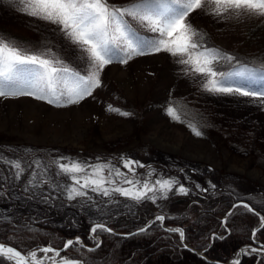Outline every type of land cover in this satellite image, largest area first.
<instances>
[{
	"label": "rangeland",
	"instance_id": "rangeland-1",
	"mask_svg": "<svg viewBox=\"0 0 264 264\" xmlns=\"http://www.w3.org/2000/svg\"><path fill=\"white\" fill-rule=\"evenodd\" d=\"M126 1L109 0V3L121 5ZM18 7L14 0H0V19L25 27L71 67L80 66L82 62L84 69L87 68V64L80 59V51L56 25L31 17ZM246 17H217L199 9L189 15L188 21L193 26L199 23L210 28L218 43L230 47L242 40V20ZM179 59L181 57L160 52L134 57L127 64L113 61L100 73L101 86L77 104L57 106L26 95L0 97V155L5 160L19 161L24 169L20 178L15 179L11 176L15 170L0 161V176L9 177L0 180V221L24 215L60 225L79 224L85 218L93 221L92 226L122 210H134L137 201L120 193L103 196L85 189L88 195L82 201H71L66 193L62 194V189L54 188L57 183H72L63 175L57 176L58 168L54 170L51 167L54 160L64 162L61 156L64 153L59 148L109 152L113 159L97 164H111L114 170L119 169L128 179L148 180L150 183L156 179L175 180L176 183L166 194L157 191L155 200L142 199L156 203L165 201L168 210L175 207L173 203L178 201L169 197L173 192L181 196L195 193V175L187 170L196 171L199 165L233 172L264 185V168L255 160L257 154L264 158V104L260 103L264 98L207 92L201 87L205 79L202 74L190 71V65L177 63ZM186 69H189L187 74ZM175 95H186L208 114L211 128L206 135L196 136L167 114L168 106L164 104ZM129 103L144 104L140 117L128 109ZM109 105L131 115L110 111ZM140 143L158 149L163 159L171 157L174 162L183 161L182 165L186 164L187 170L180 175L179 166L175 165H167L164 171H158L154 166L141 169L146 164L142 159L123 154L135 151ZM123 160L137 162L132 165L133 171L124 167ZM34 173V183L44 180L48 183H37L35 187L29 185ZM104 173H107L106 170ZM114 179L117 184L109 187H130L121 184V178ZM180 186L188 190L186 194L178 191ZM3 187L7 190L4 191ZM261 209L264 211V202ZM262 211L258 209L257 212L263 215ZM193 248L205 252L207 247ZM43 255L38 253V257ZM62 255L68 256L65 253Z\"/></svg>",
	"mask_w": 264,
	"mask_h": 264
},
{
	"label": "snow or ice",
	"instance_id": "snow-or-ice-1",
	"mask_svg": "<svg viewBox=\"0 0 264 264\" xmlns=\"http://www.w3.org/2000/svg\"><path fill=\"white\" fill-rule=\"evenodd\" d=\"M14 3L25 14L56 25L80 51V59L87 64V68L81 74L46 45L27 47L0 35V97L26 95L57 106L77 104L101 86L100 73L106 65L113 61L127 64L137 56L167 52L173 57H181L177 63L190 65V71L202 74L205 79L201 87L207 92L264 98V72L257 76L254 70H248L246 66L232 72L218 71L217 65L221 61L230 63L236 58L221 49L205 47L201 42L206 33L188 21L189 15L199 9L217 17H264V0H128L121 5L109 3V0H14ZM145 30L152 35L142 34ZM188 71L185 70L186 74ZM260 103L264 104V99ZM108 109L124 116L131 115L112 105ZM166 111L171 118L181 121L176 107L169 105ZM188 127L196 136L203 135L195 124L188 123ZM0 161L15 170L11 172L12 177L20 178L24 169L19 161L5 160L2 155ZM134 163L137 162L123 160L124 167L129 171H133ZM53 164L58 168L57 176L63 175L72 182L66 185L57 183L53 187L62 189V194L66 193L70 200L86 197L88 193L85 189L103 196L116 192L136 201L155 200L157 191L166 194L176 183L170 179H156L154 183L128 179L119 169L113 170L111 164L85 165L77 161L60 163L58 160H54ZM106 167L107 176L104 174ZM81 173L83 175H79ZM35 177L34 173L29 185L35 187L37 183H48L47 180L34 183ZM114 177L121 178L120 183L130 187H109L117 184ZM7 179L9 177L0 176V180ZM178 191L186 194L188 190L180 186ZM149 193L152 195L149 196ZM243 207L254 212L261 222L260 228L252 233L255 238L256 231L264 229V216L248 204H243ZM157 219L162 221L164 217L158 216ZM98 229L111 231L105 224H96L91 231L95 233ZM169 231L178 232L183 238L182 229ZM74 245H81L79 237L75 241H66L63 249L47 246L25 254L0 243V264H45L46 260L51 264H81L77 259L60 255L62 250ZM248 251L241 249L238 256ZM251 251L264 252V244ZM38 253L44 255L38 257ZM49 253L52 255L48 256ZM233 264H240L239 259Z\"/></svg>",
	"mask_w": 264,
	"mask_h": 264
},
{
	"label": "trees",
	"instance_id": "trees-1",
	"mask_svg": "<svg viewBox=\"0 0 264 264\" xmlns=\"http://www.w3.org/2000/svg\"><path fill=\"white\" fill-rule=\"evenodd\" d=\"M127 2L128 0L124 3ZM194 27L206 33L201 42L205 47L221 49L236 58L230 63L221 61L217 65L218 71L232 72L246 66L248 70H254L257 76L264 72V17L244 18L242 20L243 38L230 47L218 43L210 28L199 23L194 24ZM142 34L151 35L146 31ZM0 35L9 37L27 47L45 46L42 39L28 32L25 27L16 26L2 19H0ZM74 69H79L81 74H84L85 69L82 62ZM164 105L176 107L183 122L176 121L189 130L191 129L188 123L195 124L203 135H206L208 129L211 128L208 114L186 95L172 96ZM143 107V103H129L128 109L140 117ZM136 148L135 151H126L123 154H128L134 159H142L146 164L143 162L141 169L154 166L158 171H164L167 165H175L179 166L180 175L187 170L186 164L182 165L183 161L174 162L175 159L171 157L163 159L160 151L150 145L140 143ZM59 150L65 154L61 155L64 157L63 163L77 161L85 165H96L99 161L108 162V159H113L111 154L105 151L84 152L61 148ZM255 160L259 166L264 168L262 156L257 154ZM178 163L181 165H177ZM197 165L199 164L195 166ZM199 166L196 171L187 170L195 175L193 176L197 182L194 187L195 193L181 196L173 192L169 197L173 201H178L173 203L176 206L172 209L168 210L165 207V201L156 203L150 200H140L137 201L134 210H122L101 222L116 230L130 232L157 212H163L166 224L183 227L185 241L190 246L207 247L205 253L211 259L224 261L230 259L241 245L253 243L252 229L260 220L254 212L245 209L243 204L236 205L228 213L227 211L238 199L248 202L255 212L258 209L262 211L264 185L233 172L207 165ZM51 167L54 170L57 169L53 161ZM105 170L107 173L104 174L107 176L108 169ZM2 189L7 190L4 187ZM83 198L76 197L71 201H82ZM262 213L264 215V211ZM91 222L93 221L83 218L79 224L55 225L41 218L34 216L27 218L23 215L10 221H0V241L10 243L21 251L38 249L45 244L59 248L69 236L80 233L83 238V242L80 241L82 246H70L65 250V254L82 258L85 264H217L198 256L185 247L179 233L165 229L159 220L150 224L145 231L129 235L99 229L95 233H90ZM256 237L264 241V229L256 231ZM99 238H101L100 242ZM240 264H264V255L258 257L256 252L244 254Z\"/></svg>",
	"mask_w": 264,
	"mask_h": 264
},
{
	"label": "water",
	"instance_id": "water-1",
	"mask_svg": "<svg viewBox=\"0 0 264 264\" xmlns=\"http://www.w3.org/2000/svg\"><path fill=\"white\" fill-rule=\"evenodd\" d=\"M240 203L248 204V203L245 202V201H242V200H236V201L232 204L231 208L227 211V213H228V212H229V211H230L235 205L240 204ZM248 205H249V204H248ZM249 206H250V205H249ZM250 207H251V206H250ZM227 213H226V214H227ZM260 215L263 216L262 214H260ZM158 216H163V217H164V214H154L153 216H151L150 218H148V219L146 220V222H144L141 226H139L138 228H135L133 231H130V232H124V231L116 230V229H114V228H111L109 225H107V224L104 223V222H98V223H95V224H93V225L91 226V228H90V233H93V232L91 231V229H92L96 224H105L106 228H110V229H111L110 232H114V233L121 234V235H129V234H132V233H134V232H139L141 229H146L147 226H149L153 221L158 220V219H157ZM159 222H160L165 228H168V229H176V228H179V229H182V230H183V233H184V229H183V227H181V226H177V225H174V226H173V225H172V226H168V225L165 224L164 219H163L162 221L159 220ZM260 223H261V222H259V223H258V224L252 229V233H253L254 230L260 228ZM77 237H79L80 241L83 242V239H81V236H80L79 234H74V235H72V236H69V237L65 240V242L68 241V240H73V241H75ZM251 237H252L253 243H246V244H243L242 246H240V247L236 250V252L234 253L233 257H232L230 260H227V261H219V260L211 259L210 257L207 256V254L204 252L203 249H196V248H193V247L187 245V244L185 243V235H183V238H181V236H180V239H181V241L185 244V247H188V248H190L192 251H195L198 255L202 256L203 258H205V259L208 260V261L210 260V261H213V262H215V263H217V264H233V261L239 259V262H240V260L242 259V257H243L242 255H243V254H240V255L238 256V253H240L241 249H248V250H249L248 253H251V252H252V251H251L252 248H257V249H259L260 245H261V244H264V241L258 240V239L256 238V235H255V238H253V235L251 234ZM100 241H101V238H99V242H100ZM65 242H64V243H65ZM99 242H98V243H99ZM0 243H4V244L7 245V246L15 247V246H13L12 244L7 243V242L0 241ZM47 246H51V245H49V244H45V245H43L41 248H43V247H47ZM51 247H53V246H51ZM15 248H17V247H15ZM53 248H56V249H63V245H62L61 247H59V248H57V247H53ZM17 249H18V248H17ZM18 250H20V249H18ZM65 250H66V249H64V250L61 251V253H60L61 257H68L69 259H77V260L81 261V264H85L84 260L81 259V258L72 257V256H70V255H68V256H64V255H62V254H64V251H65ZM20 251H21V250H20ZM21 252L26 254V253L29 252V251H25V252H24V251H21ZM256 253H257V256H258V257L264 255V252H262V251H256ZM51 255H52V253H50V256H51ZM57 260H59V258H57ZM45 264H51V261H46Z\"/></svg>",
	"mask_w": 264,
	"mask_h": 264
},
{
	"label": "bare ground",
	"instance_id": "bare-ground-1",
	"mask_svg": "<svg viewBox=\"0 0 264 264\" xmlns=\"http://www.w3.org/2000/svg\"><path fill=\"white\" fill-rule=\"evenodd\" d=\"M243 255H244V254H243ZM243 255H242V256H243Z\"/></svg>",
	"mask_w": 264,
	"mask_h": 264
}]
</instances>
